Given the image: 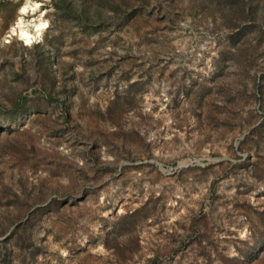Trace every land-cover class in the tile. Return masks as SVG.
Instances as JSON below:
<instances>
[{"label": "rangeland", "instance_id": "374dc122", "mask_svg": "<svg viewBox=\"0 0 264 264\" xmlns=\"http://www.w3.org/2000/svg\"><path fill=\"white\" fill-rule=\"evenodd\" d=\"M54 1L0 0V264H264V0Z\"/></svg>", "mask_w": 264, "mask_h": 264}, {"label": "trees", "instance_id": "16d2710c", "mask_svg": "<svg viewBox=\"0 0 264 264\" xmlns=\"http://www.w3.org/2000/svg\"><path fill=\"white\" fill-rule=\"evenodd\" d=\"M221 3L222 9L226 10V12L232 14V20L240 18L241 15H243V11H240L238 9L234 8V5L236 4L235 0H218ZM53 6L57 10L61 11H66L70 14L75 13V11L72 9L71 3L68 0H57L56 2L54 1ZM80 13H83V16H86V10L83 9L80 11ZM252 17L259 15V11L256 6H252L249 10L248 13Z\"/></svg>", "mask_w": 264, "mask_h": 264}, {"label": "bare ground", "instance_id": "6f19581e", "mask_svg": "<svg viewBox=\"0 0 264 264\" xmlns=\"http://www.w3.org/2000/svg\"><path fill=\"white\" fill-rule=\"evenodd\" d=\"M22 33H23V32H22ZM22 33H21V34H22ZM27 42H28V41H27Z\"/></svg>", "mask_w": 264, "mask_h": 264}]
</instances>
